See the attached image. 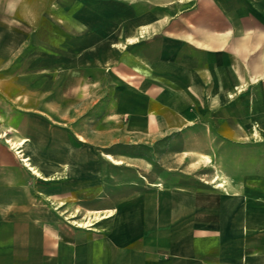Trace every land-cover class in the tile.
<instances>
[{"label":"crops","instance_id":"1","mask_svg":"<svg viewBox=\"0 0 264 264\" xmlns=\"http://www.w3.org/2000/svg\"><path fill=\"white\" fill-rule=\"evenodd\" d=\"M10 59L0 264H264V0H0Z\"/></svg>","mask_w":264,"mask_h":264},{"label":"rangeland","instance_id":"2","mask_svg":"<svg viewBox=\"0 0 264 264\" xmlns=\"http://www.w3.org/2000/svg\"><path fill=\"white\" fill-rule=\"evenodd\" d=\"M33 70V60L31 59H10L7 63H1L0 62V88L1 87H9L11 90L12 89H16L18 87H21V86H31V87H36V86H39L40 85V80H39V77H41L40 74H35ZM24 74L27 75V77H31L30 79L29 78H26V80H22V82L20 83L19 80H18V77L19 76H23ZM49 75V74H47ZM6 77L4 80H1L2 77ZM25 77V76H23ZM11 99L13 98L12 96L10 97ZM26 100H29V101H37L39 102L40 99H41V96L40 95H30V96H25ZM14 104H17V101L16 102H13ZM12 104V103H11ZM169 150L171 152L175 151L176 150V146H170ZM139 151L141 152L142 155H146L148 154L147 152H149L150 150L149 149H146V148H143V149H139ZM218 151L222 152V151H233V152H240V148L236 147V146H232V145H224V144H219L218 145ZM251 154H255V155H260V157L264 156V149L262 148H259V149H251L250 150ZM209 163L208 159L205 158L204 159V162ZM172 162V161H170ZM176 164L178 163V161H174ZM225 160H217V161H214L213 163V169L214 171H217L218 173H216V180L217 183H222V185L224 186L225 182H227L226 178H225V175H224V171H223V165L222 164H225ZM126 163L128 164H132L133 161H126ZM121 167H124V166H121ZM154 172L157 173V172H160V165L159 164H156L154 165ZM214 176V177H215ZM213 177V178H214ZM90 213H86V215H89ZM85 215V216H86ZM76 217V216H75ZM83 218L81 219H76V218H73L72 220H76L75 222H78V223H81V222H84V220H82ZM74 224V223H73ZM77 225V224H75Z\"/></svg>","mask_w":264,"mask_h":264},{"label":"bare ground","instance_id":"3","mask_svg":"<svg viewBox=\"0 0 264 264\" xmlns=\"http://www.w3.org/2000/svg\"><path fill=\"white\" fill-rule=\"evenodd\" d=\"M97 218H98V214L94 213V216H89L84 222H81V223L74 222V224H77V226H81V227H87L91 224V222L94 219H97Z\"/></svg>","mask_w":264,"mask_h":264}]
</instances>
